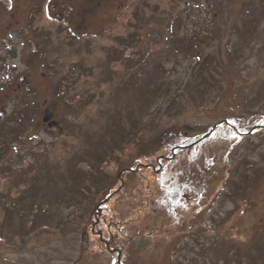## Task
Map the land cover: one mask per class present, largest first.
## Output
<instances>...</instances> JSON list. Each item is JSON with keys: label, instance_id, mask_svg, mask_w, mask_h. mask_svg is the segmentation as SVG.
Returning a JSON list of instances; mask_svg holds the SVG:
<instances>
[{"label": "rangeland", "instance_id": "rangeland-1", "mask_svg": "<svg viewBox=\"0 0 264 264\" xmlns=\"http://www.w3.org/2000/svg\"><path fill=\"white\" fill-rule=\"evenodd\" d=\"M117 258L264 264V0H0V264Z\"/></svg>", "mask_w": 264, "mask_h": 264}, {"label": "trees", "instance_id": "trees-1", "mask_svg": "<svg viewBox=\"0 0 264 264\" xmlns=\"http://www.w3.org/2000/svg\"><path fill=\"white\" fill-rule=\"evenodd\" d=\"M226 121H227V123H226ZM221 125H224L225 126V128H226V130H225L226 137H229V138H227L229 140H231L235 135L239 137L240 134H241V132H243V130L239 129L236 126V124L234 125V123H230V121L229 120H226V119L221 122ZM218 127L219 126L217 125V127L214 129V131H216ZM206 139L207 138H205V137L204 138H201L200 140L197 139V140L191 142L190 144H188V146H185V147H183L181 149H192V148L196 147L197 145L202 144L203 141L206 140ZM171 157H172V159L174 158L173 157V154H172ZM169 159H171V158H169ZM238 264H240V263H238Z\"/></svg>", "mask_w": 264, "mask_h": 264}, {"label": "flooded vegetation", "instance_id": "flooded-vegetation-1", "mask_svg": "<svg viewBox=\"0 0 264 264\" xmlns=\"http://www.w3.org/2000/svg\"><path fill=\"white\" fill-rule=\"evenodd\" d=\"M150 168V167H149ZM100 208H101V206H100ZM117 254H118V252H117ZM117 260H118V258H117ZM117 264H118V262H117Z\"/></svg>", "mask_w": 264, "mask_h": 264}, {"label": "water", "instance_id": "water-1", "mask_svg": "<svg viewBox=\"0 0 264 264\" xmlns=\"http://www.w3.org/2000/svg\"><path fill=\"white\" fill-rule=\"evenodd\" d=\"M120 175H121V174H120ZM120 175H119V176H120Z\"/></svg>", "mask_w": 264, "mask_h": 264}]
</instances>
